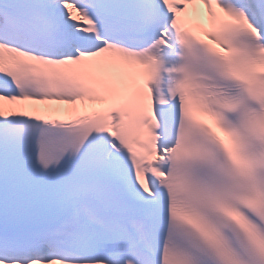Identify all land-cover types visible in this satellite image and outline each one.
Returning a JSON list of instances; mask_svg holds the SVG:
<instances>
[{
  "label": "snow or ice",
  "instance_id": "obj_1",
  "mask_svg": "<svg viewBox=\"0 0 264 264\" xmlns=\"http://www.w3.org/2000/svg\"><path fill=\"white\" fill-rule=\"evenodd\" d=\"M0 264H264V0H0Z\"/></svg>",
  "mask_w": 264,
  "mask_h": 264
}]
</instances>
